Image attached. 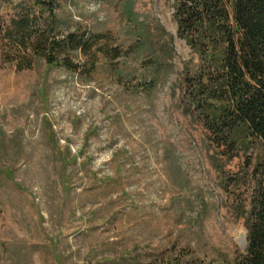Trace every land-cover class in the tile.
I'll return each mask as SVG.
<instances>
[{
	"label": "rangeland",
	"instance_id": "obj_1",
	"mask_svg": "<svg viewBox=\"0 0 264 264\" xmlns=\"http://www.w3.org/2000/svg\"><path fill=\"white\" fill-rule=\"evenodd\" d=\"M34 5L40 15L34 0H0L3 28ZM56 11L110 54L80 73L41 57L25 67L0 36V264L239 259L248 233L224 179L243 161L218 156L186 111L192 53L174 1L60 0ZM147 31L174 64L153 87L152 53L137 48Z\"/></svg>",
	"mask_w": 264,
	"mask_h": 264
},
{
	"label": "trees",
	"instance_id": "obj_2",
	"mask_svg": "<svg viewBox=\"0 0 264 264\" xmlns=\"http://www.w3.org/2000/svg\"><path fill=\"white\" fill-rule=\"evenodd\" d=\"M59 1L34 0L41 14L33 12L35 5L25 8L6 29L0 18V36L13 44L25 67L41 57L80 73L89 62L96 65L99 51L109 55L111 48L81 28L63 30ZM173 1L178 35L192 53L181 80L186 111L203 125L218 156L243 161L237 172L225 173L224 188L245 219L247 244L239 259L223 264H264V0ZM140 40L138 50L154 51L150 31ZM113 49L122 55L120 46ZM151 65V87L174 66L154 53ZM101 264L158 263L127 257Z\"/></svg>",
	"mask_w": 264,
	"mask_h": 264
},
{
	"label": "water",
	"instance_id": "obj_3",
	"mask_svg": "<svg viewBox=\"0 0 264 264\" xmlns=\"http://www.w3.org/2000/svg\"><path fill=\"white\" fill-rule=\"evenodd\" d=\"M242 244H247V236H244V239H242Z\"/></svg>",
	"mask_w": 264,
	"mask_h": 264
}]
</instances>
